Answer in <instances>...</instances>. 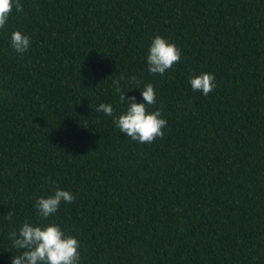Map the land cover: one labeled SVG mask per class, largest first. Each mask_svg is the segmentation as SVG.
<instances>
[{"label": "trees", "instance_id": "1", "mask_svg": "<svg viewBox=\"0 0 264 264\" xmlns=\"http://www.w3.org/2000/svg\"><path fill=\"white\" fill-rule=\"evenodd\" d=\"M20 3L0 28V264L25 251L10 238L25 222L76 238L78 264H264V0ZM156 36L181 51L163 75ZM201 73L207 96L189 83ZM116 80L138 103L153 85L163 138L116 127ZM56 189L74 201L42 219Z\"/></svg>", "mask_w": 264, "mask_h": 264}, {"label": "clouds", "instance_id": "2", "mask_svg": "<svg viewBox=\"0 0 264 264\" xmlns=\"http://www.w3.org/2000/svg\"><path fill=\"white\" fill-rule=\"evenodd\" d=\"M23 10L20 0H0V28H3L13 10ZM31 44L30 37L21 31H13L11 34V47L20 54L25 53ZM181 51L166 41L161 36H156L150 45L147 56L148 71L152 75H163L168 69L180 61ZM123 79V78H121ZM133 79H135L133 77ZM215 76L211 73H201L198 76L189 77V83L193 91H200L207 96L216 87ZM115 91L119 93L120 102L126 105V111L113 120L119 130L140 143H152L156 138H163L167 121L161 118L162 108L154 112H148L149 106L156 104V93L152 84L142 88L143 103L136 102L135 96L125 97L120 81H113ZM98 112L107 116H113V107L110 104H100ZM72 203L74 196L65 190L56 189L54 194L47 198L40 197L35 202L38 215L46 219L56 213L61 202ZM11 212L6 218L11 219ZM13 247L23 249L19 256H14L11 264H78L80 254L79 242L76 238L65 236L62 230L55 224L48 226H33L25 222L18 232L10 233Z\"/></svg>", "mask_w": 264, "mask_h": 264}]
</instances>
